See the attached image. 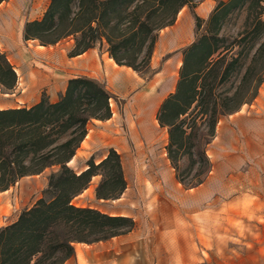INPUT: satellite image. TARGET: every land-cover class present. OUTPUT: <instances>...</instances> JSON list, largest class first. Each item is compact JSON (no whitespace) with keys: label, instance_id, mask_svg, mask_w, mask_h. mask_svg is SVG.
<instances>
[{"label":"rangeland","instance_id":"obj_1","mask_svg":"<svg viewBox=\"0 0 264 264\" xmlns=\"http://www.w3.org/2000/svg\"><path fill=\"white\" fill-rule=\"evenodd\" d=\"M206 1L211 2L210 11L198 15V7ZM227 1L193 0L183 6L176 19L184 15L192 19L194 26L188 40L169 54L154 57L160 30L146 68L135 71L119 66L118 70L138 79L136 88L122 94L117 88L121 83L112 84L108 70L97 73L98 80L93 79L109 94L111 122L125 139L123 147L114 150L120 156L125 188L115 198H97L96 187L102 179L97 174L95 185L84 193L88 184L80 192L84 193L83 198L73 200L79 193L71 204L130 217L134 226L107 240L75 243L74 256L60 264H264V0H242L223 19L217 34L211 33L218 49L211 57V71L206 74L205 70L197 80V85L205 83L212 87L206 114H210L213 102L222 104L225 98L229 101L224 108H235L218 119L213 135L205 138V128L192 129V118L185 119V148L174 166L166 150L168 128L160 126L156 119L162 102L176 90L184 50L202 35L210 34L209 15L220 2ZM0 4L2 15L8 9L19 10L13 31L0 34V56L7 59L21 78L25 68L52 59L54 48L63 49L68 57L79 51L75 47L78 33L46 45L37 39H23L24 24L40 20L49 0H22L19 4L15 0H2ZM77 5L78 0H74L73 11ZM175 21L167 26L168 30L176 27ZM92 48L108 54L104 42H96ZM178 54L180 60L175 64L173 58ZM142 55H138L137 61ZM52 86L43 82L35 95L23 87L27 95L18 99L21 107L29 108L41 100L58 101L62 93L55 101L50 100ZM14 87L7 90L0 85V98L13 93ZM163 90L166 92L154 105L149 119L159 134L147 141L143 135L146 133L140 131L138 110L132 98L135 93L144 92L154 99ZM198 118L195 116L196 121ZM79 163L67 166L78 173L84 167ZM58 170L59 166L43 170L47 182L37 193L27 190L31 184L26 180L36 175L33 174L19 178L6 189L9 190L6 195L0 194L7 198L0 211V229L13 223L38 199L51 197L47 191L48 178ZM22 178L25 186L17 184ZM76 250L81 252L82 259H78Z\"/></svg>","mask_w":264,"mask_h":264},{"label":"trees","instance_id":"obj_2","mask_svg":"<svg viewBox=\"0 0 264 264\" xmlns=\"http://www.w3.org/2000/svg\"><path fill=\"white\" fill-rule=\"evenodd\" d=\"M73 1L49 0L40 20L24 24L23 39H37L46 45L78 33L75 47L80 49L73 55L104 42L116 65L139 71L147 67L157 33L173 24L179 10L193 0H78L76 11L72 10ZM241 2H220L213 9L207 20L210 34L184 50L176 90L158 110L159 125L168 128L166 150L174 166L185 148V119L192 118V129L205 128L204 136L209 138L218 119L235 110L224 108L229 101L225 98L222 104L213 102L207 115L212 87L197 85V80L205 70L206 74L211 71V57L218 49L211 33L217 34L223 19ZM140 53L143 55L137 61ZM16 77L7 59L0 56V85L10 90ZM109 99L95 80L74 77L67 80L54 103L41 100L29 108L0 109V191L23 176L59 166L48 178L51 197L38 199L0 229V264H60L74 256L75 243L107 240L133 228L130 217L71 204L97 174L102 177L96 187L97 198H115L125 188L120 156L113 149L97 164L87 163L79 173L67 166L86 134L88 122L110 118ZM195 116H199L197 121Z\"/></svg>","mask_w":264,"mask_h":264},{"label":"crops","instance_id":"obj_3","mask_svg":"<svg viewBox=\"0 0 264 264\" xmlns=\"http://www.w3.org/2000/svg\"><path fill=\"white\" fill-rule=\"evenodd\" d=\"M21 1L22 0H15L16 4H19ZM205 3L206 4H202V6L198 7V15L206 14L210 11L211 4L209 3L211 2L206 1ZM205 6H208L209 9L205 10ZM18 13L19 10L17 7H15L13 9H8V13L6 15L0 14V34L6 35L13 31ZM175 23L176 27L173 30H168V27L161 29L155 45L156 52L155 50L153 52L154 57L155 54H158L159 56L169 54L178 46L183 44L186 40H188L192 35L194 24L188 15H184L182 18L178 17ZM51 54L54 55L52 59L41 61L37 67L33 66L25 68L26 73L21 75L22 78L16 69H14L17 75L16 86L14 87L13 93L2 95V98H0L2 100L0 109L19 108L21 105L23 106V104L18 101L19 98L25 97L27 95L23 93V87L28 88V92L33 91L35 95V92H38L41 84L47 81L48 83L52 84V88H54L51 91L50 100L55 101L59 94L63 93L68 79L83 76L98 80L97 73H101L104 70H108L112 74V84L116 85L121 83L122 86L118 85L117 88L120 90V92H122V94L138 86V79L132 77L125 70H118L120 69L119 66L116 65L113 59L102 50L99 51V49L90 48L81 54L68 57L66 56V52L63 49L54 48V52H51ZM168 60H170V58ZM179 60V54L173 58V62L175 64H177L176 62ZM165 92L166 91L163 90L161 94L156 96L154 99L144 92L135 93L132 98V104H134V107L137 108V103H142L144 100H147L145 105H149L146 104L147 102L150 103L152 111V109L154 110L156 107H154L152 103L158 102L160 97L163 96ZM111 120L112 118L110 117L106 120L92 119V121L88 122L86 126V134L70 160V164L74 162H80V165L83 164L84 167H80V172L87 168V161L89 159H91L94 163H97L107 155L108 150L113 149L118 151V148L123 147L125 139L121 136V134L118 133L116 125L112 123ZM151 124L152 127L149 128L148 131L140 123L139 127L141 129L138 127L140 131L142 130L146 133L143 134L141 131L147 141L152 140V138L159 134L152 120ZM43 173L44 172L42 171L39 174L33 175V178L26 180L31 184L30 188H27L28 191L37 193L46 185L47 180ZM95 177L97 176L92 177V180L90 181L88 187L84 190V193L95 185ZM19 183L21 185L23 184V186L26 185V183L23 182V178L20 179L17 184ZM7 192H9V190H6L0 194L6 195ZM84 193H80L73 200L82 199ZM6 202V196H0V211ZM72 204L78 206V204L75 202H72Z\"/></svg>","mask_w":264,"mask_h":264},{"label":"bare ground","instance_id":"obj_4","mask_svg":"<svg viewBox=\"0 0 264 264\" xmlns=\"http://www.w3.org/2000/svg\"><path fill=\"white\" fill-rule=\"evenodd\" d=\"M175 67H176V65H175ZM152 104L154 106L156 104V102H153ZM137 110H138V121H139V123L142 126H144L145 129L148 130L147 125H149V128L152 127V124H151V122L149 120L150 116L152 114L151 106L137 103ZM68 163H70V161ZM77 256H78V259H82V257H81L82 255H81V252L79 250L77 251Z\"/></svg>","mask_w":264,"mask_h":264},{"label":"built area","instance_id":"obj_5","mask_svg":"<svg viewBox=\"0 0 264 264\" xmlns=\"http://www.w3.org/2000/svg\"><path fill=\"white\" fill-rule=\"evenodd\" d=\"M109 106L112 107V102L111 100L109 99Z\"/></svg>","mask_w":264,"mask_h":264}]
</instances>
